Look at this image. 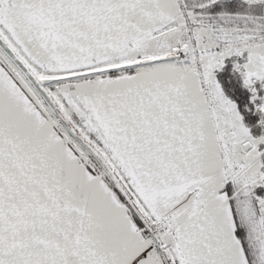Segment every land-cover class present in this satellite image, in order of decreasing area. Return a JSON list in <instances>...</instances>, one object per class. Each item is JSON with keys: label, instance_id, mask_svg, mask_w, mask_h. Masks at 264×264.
<instances>
[{"label": "snow or ice", "instance_id": "1", "mask_svg": "<svg viewBox=\"0 0 264 264\" xmlns=\"http://www.w3.org/2000/svg\"><path fill=\"white\" fill-rule=\"evenodd\" d=\"M0 264H264V0H0Z\"/></svg>", "mask_w": 264, "mask_h": 264}]
</instances>
